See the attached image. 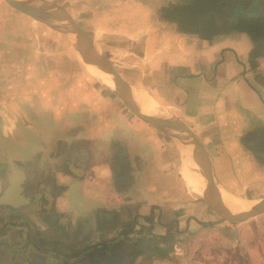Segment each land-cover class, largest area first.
Instances as JSON below:
<instances>
[{"label":"crops","instance_id":"crops-1","mask_svg":"<svg viewBox=\"0 0 264 264\" xmlns=\"http://www.w3.org/2000/svg\"><path fill=\"white\" fill-rule=\"evenodd\" d=\"M260 1L199 15L200 26L210 25L212 15L218 28L227 21L226 31L214 37L189 27L196 0H92L106 36L125 41L114 53L134 57L123 77L129 88L164 109L162 118L184 125L183 144L200 157L203 146L220 191L237 203L252 199L232 190L264 182V54L251 58L250 35L231 24L243 15L258 18ZM103 86L82 83L76 94L59 98L60 107L44 100L37 109L35 102L33 119L12 107L17 118L10 126L2 115L0 264H53L52 258L66 264L70 254L83 264H134L143 259L141 251L131 260L137 243L149 248V264H159L179 245L172 238L165 252L164 236L178 238L182 226H208L205 232L221 235L214 246L235 236L241 243L239 229L213 219L203 195L190 190L184 174L195 175L183 169L174 139ZM12 165L22 173L14 174L22 177V189L6 193Z\"/></svg>","mask_w":264,"mask_h":264},{"label":"rangeland","instance_id":"rangeland-1","mask_svg":"<svg viewBox=\"0 0 264 264\" xmlns=\"http://www.w3.org/2000/svg\"><path fill=\"white\" fill-rule=\"evenodd\" d=\"M30 2L35 3L36 8L41 6L52 17L62 10L70 15L101 46L104 55L122 77L126 73L125 69L131 68L133 63L130 60L134 59L133 56L122 57L114 53L116 49L124 46L125 41L106 36L107 24L94 17L95 7L92 0ZM79 42L73 34L55 31L29 19L0 0V119L5 114V124L10 126L17 118L11 111L12 107L21 118L33 119L32 105L35 102L37 109L39 106L43 108L44 100L50 102L52 107H60L59 98L71 93L76 94V88L82 83L92 81L95 85L103 86L100 82V70L82 63L83 55L76 51ZM103 87L99 88L104 89ZM104 92L107 91L104 89ZM190 190L202 197L197 188L190 187ZM232 192L253 201H260L264 199V182L258 188H246L244 185ZM252 200L238 199L242 203ZM213 219L219 220L216 216ZM224 225L239 229L243 234L241 243L237 242L235 236L231 243L214 246L220 234L205 232L208 226L190 231H186L182 226L185 231L178 238L171 237L169 233L164 236L165 252L168 251L172 238L179 245L171 260L159 261V264H264V214L239 223L224 222ZM228 234L227 231L223 236ZM134 243L136 244L132 242ZM138 245L146 247L140 243H137ZM164 251L159 253L161 260L166 256ZM150 256L152 255L144 254L143 259L137 258L138 262L134 264H149ZM51 260L54 264L55 259Z\"/></svg>","mask_w":264,"mask_h":264},{"label":"water","instance_id":"water-1","mask_svg":"<svg viewBox=\"0 0 264 264\" xmlns=\"http://www.w3.org/2000/svg\"><path fill=\"white\" fill-rule=\"evenodd\" d=\"M9 7L16 10L20 14L32 19L38 23H41L55 31L58 32H69L73 34V37L76 38L79 43L84 41L87 47L82 55L85 63L89 66L99 68L111 76L113 82V89H107L118 97L125 107L136 117L141 119L143 122L147 123L151 127L157 129L169 137L174 139L178 150L183 158L191 162L197 170L210 178V184L207 191V201L206 204L209 209L221 220L229 223H239L246 221L250 218L256 217L258 215L264 214V199H261L254 205L249 211L241 213L239 215H228L222 211V197L220 188L214 178L213 169L211 162L207 156V153L203 146L199 147V151L203 157H200L199 152L196 149L187 147L183 144L180 139V133L183 124L174 120L172 117L168 118L166 121H160L155 118H150L141 113L138 105L129 98L128 89L129 85L123 79V77L118 73V71L113 67L111 61L104 55L101 46L89 35L87 34L74 20L63 10L56 13L51 19H47L44 9L40 6L34 8L30 0L20 1V0H3ZM161 108V107H159ZM164 114V113H163ZM164 117V116H163ZM20 170L12 165L11 175L9 176V186L6 193H10L12 189H22L19 186L21 182L20 179H17L14 174H22ZM20 188V189H19ZM25 203L29 202L28 198H25ZM48 204L51 203V200L47 199Z\"/></svg>","mask_w":264,"mask_h":264},{"label":"trees","instance_id":"trees-1","mask_svg":"<svg viewBox=\"0 0 264 264\" xmlns=\"http://www.w3.org/2000/svg\"><path fill=\"white\" fill-rule=\"evenodd\" d=\"M246 2H250V0H246ZM231 3L236 4L237 6H240L242 4V0H196V12H195V19L192 24L189 25L192 30L198 31V32H206L209 36H217L221 35L226 31L227 24L226 22H223L220 28L217 27L216 22L214 21V16L212 15L210 17V25L207 26L202 24V26L199 25V15L203 16L205 13L208 11H212L214 13H217V15L222 12V9L224 5L228 4L230 5ZM260 16L258 18H252V17H247L246 15H243L238 18V22L235 23L233 26V29L236 31H241V32H246L247 34L250 35L253 43L255 44V48L253 49L251 53V58H256L260 55L264 54V4L262 1H260ZM238 10H240L238 8ZM251 10V8H250ZM235 9L234 13L235 14ZM247 11V10H246ZM249 11V8H248ZM246 13V12H245ZM250 13V11H249ZM246 16V17H245ZM205 25V26H204ZM229 25V24H228ZM187 26V25H185ZM149 248L147 247H140L139 245L131 250L130 254L133 259L137 258L140 256L141 251L142 254H146ZM122 256V252L117 253V257ZM131 262H125V264H130ZM121 264V263H119Z\"/></svg>","mask_w":264,"mask_h":264},{"label":"bare ground","instance_id":"bare-ground-1","mask_svg":"<svg viewBox=\"0 0 264 264\" xmlns=\"http://www.w3.org/2000/svg\"><path fill=\"white\" fill-rule=\"evenodd\" d=\"M20 1H27V0H20ZM34 4L32 6L35 8L36 6ZM44 13H45L47 19L52 18V16L47 11H44ZM76 51L80 52L82 54L85 51H87V47H86V44L84 41H81V43L77 44ZM81 59H83V58H81ZM82 63L86 64L85 61H83ZM97 69H99V68H97ZM99 70L101 72V80L100 81L103 83L104 87H106L107 89H113L114 85H113L111 76L109 74H107L106 72H104L103 70H101V69H99ZM128 96L130 99H132L138 105V107L140 106L141 112L143 114H146L151 118H155V119H158V120L163 121V122L166 121L165 118L161 117L162 114L160 113V112L164 113L163 112L164 109H162V108L157 109L156 105L148 97H146L144 95H142L143 97H141L140 95L136 94V92L134 90H131V88L128 89ZM158 111H160L159 114H158ZM180 139L186 145L183 137L181 136V133H180ZM182 167L186 172L192 173L195 175V176H193L190 174H184V179L187 181L188 186L197 188L198 192L202 193L203 200L207 201V199H208L207 191H208V187L210 184V181L207 178V176L201 174L197 170V168H195V166L189 164L187 162V160H185V159L182 160ZM221 197H222V211L228 215H230L231 213H233L234 215H239L241 213L249 211L254 205L257 204V201H248L245 203H242V202L237 203V201L234 200V198H232L228 193H225L222 190H221Z\"/></svg>","mask_w":264,"mask_h":264},{"label":"flooded vegetation","instance_id":"flooded-vegetation-1","mask_svg":"<svg viewBox=\"0 0 264 264\" xmlns=\"http://www.w3.org/2000/svg\"><path fill=\"white\" fill-rule=\"evenodd\" d=\"M231 4H233V3H231ZM24 236L27 237V238H30V236H29L28 233H27L26 235H24ZM27 240H28V239H27ZM76 256H77V255H75V254H70V255H69V258H71L72 261H73V262H72V261L70 260L71 263H72V264H83V263H79V262H74V260L77 259ZM73 259H74V260H73ZM75 261H76V260H75ZM125 261H126V259H125ZM98 264H113V263H112L111 261H108V260H107V261H106V260H105V261L102 260V261H100ZM121 264H125V263H121Z\"/></svg>","mask_w":264,"mask_h":264}]
</instances>
